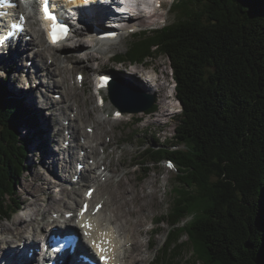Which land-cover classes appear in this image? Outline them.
Segmentation results:
<instances>
[{"label": "trees", "instance_id": "1", "mask_svg": "<svg viewBox=\"0 0 264 264\" xmlns=\"http://www.w3.org/2000/svg\"><path fill=\"white\" fill-rule=\"evenodd\" d=\"M172 10L173 24L136 35L113 57H165L181 106L175 149L142 153L147 167L165 160L178 171L171 209L154 220L169 230L153 264H264V0H177ZM38 110L0 78L2 220L21 209ZM156 110L157 101L146 113Z\"/></svg>", "mask_w": 264, "mask_h": 264}, {"label": "rangeland", "instance_id": "2", "mask_svg": "<svg viewBox=\"0 0 264 264\" xmlns=\"http://www.w3.org/2000/svg\"><path fill=\"white\" fill-rule=\"evenodd\" d=\"M177 0H165V6L162 10V14L159 18H156L154 20H148L146 23L137 21L134 25H129L128 27L132 28H140L142 31L135 34H127L124 35V39L114 45L110 49H106L104 53H99L97 51H94V42L90 40L88 37L87 32L89 29H91L89 26H94V23H86L80 31L84 32V34L79 38H73L70 42H68L69 46L76 47L77 45V39L83 40L84 44L86 45V49L84 51H81L82 49H74L72 52L69 53V55L76 57L81 61L82 68L78 67L79 64H68L67 69L71 73L68 76V81L66 82L65 87H72L74 86L75 90L73 89L71 92L74 94L77 93L79 97H74L71 100V106L77 105V108L79 106H84L85 113L89 112V110H94L93 117H90L88 121H85L82 126L83 132L86 133H92L93 129L88 126H96L95 123H93L92 118L94 119L95 116L97 117H104L109 122L107 123V127L97 129L96 132H98V135L100 137H103V132L105 131L104 137L102 138V141L104 142V145H100L99 142H95L94 145L97 146L99 144V152L101 153V157H106L108 154L111 156L106 158V161L100 162L106 164V167L102 166V172L104 175L109 174L105 170H107V165H113V167L118 168L115 170L114 168V181L116 182L117 177L123 176L126 172H129L128 175L125 176L126 180H132L133 183H136V189L140 190L144 187L145 192L149 194L152 189L151 186L156 185V189L158 192L157 198L152 200L149 204V209L141 214V216L145 217L144 223L142 225H134L133 228H128L127 230L131 231L133 235H135L136 238H139L138 240L141 241V244H143L141 253L136 252L135 254H138L137 257H140L141 255H144L145 262L142 264H153V258H155V255L157 252H160L163 244H165L167 232L169 230V226L167 224L162 225H156L154 223V220L158 217L161 218V216L166 215L172 206V202L174 201V195L172 192V189L176 185V176H177V169L174 165H171L170 163H167L165 160L161 162L160 164L156 165H150L146 166L143 164L142 159V153L145 150L146 147H162L165 149H172L174 144H172L175 141V129H176V123L172 121L173 117L176 114H180L181 106L178 104V99L175 96V86L176 82L172 78L171 75V68L168 63V61L165 59V57H159L153 60H148L143 65H130L129 63L125 64H118L114 59V55L117 54H125L130 45L133 41H135V36H140L144 33L150 32L151 30H156L163 28L164 26H169L175 22V16L173 14L172 5ZM37 21V18L35 15L32 16V19L30 20V28L36 31H41L42 39L44 45H48L46 41V36L44 32L42 31V28L35 24ZM89 25V26H88ZM118 26V25H117ZM140 26V27H139ZM105 27V28H104ZM124 27V26H123ZM100 28V26H99ZM102 29H108L107 25L101 26ZM111 29V28H109ZM84 30V31H83ZM87 30V31H85ZM46 43V44H45ZM76 43V44H75ZM29 48L30 50L25 54V59L21 60L20 55H22L20 49H12L10 51H6V53L0 55V78L6 79L8 86L16 92L20 98L24 99V102L26 105H32L37 104L38 105V129L34 132H31L32 135H34V138L32 139V143L29 147V153L27 157V171L23 175L21 182L18 186V197L21 203V209L18 210L17 213H15L10 219L8 220H2L0 217V225L1 226H9L12 225L21 214H23L24 208H26V205L32 203L31 199L39 200L40 207H44V211H42V215L37 216L35 213V207H31L33 211H31L32 216L28 217L29 221L32 219L40 220L38 222H35L34 227H28V231L26 233V236L28 237L31 232L34 233H42V226L44 222H48L52 219V215L50 213V208L46 207L44 205H47L49 202L53 204L54 208H58L59 211H61L59 216L62 217L64 212H67L68 209L72 206L70 201V197L65 198V204L67 206L64 207V205H61L58 200L60 197L61 192L63 191H71L73 188L75 190L78 189L75 184L72 183V178L67 175V173H64L62 170L61 176L68 177L66 180L67 182H63V179L61 178L60 174L55 173L56 163L55 159L51 157L52 153L60 154L61 152H58L57 149L62 148L64 136L68 134L69 129H64L65 122L59 115L61 108L64 106V104L61 102L62 99H55V96L58 95L57 93H53L52 90L47 89V86H43L41 84L42 80H35L31 78V76L26 77L25 79L30 80V83H34V86L32 89L28 88V85L24 83V78L22 74H28L29 70L30 73L32 71V67L29 66V63L32 61L36 62V59H32L33 55V45H22L20 48ZM49 47V46H47ZM88 47V48H87ZM44 48V49H43ZM44 51L46 50V47L43 46L39 48ZM49 52L50 51H46ZM45 52V53H46ZM85 52V53H84ZM92 52L91 55H87ZM47 53V55L49 54ZM14 54V55H13ZM24 54L22 55L24 57ZM59 56H62L64 52H57L56 53ZM47 55L44 58L45 61H47ZM2 56V57H1ZM90 58H89V57ZM93 56V57H92ZM95 57V58H94ZM5 58V63H1V60ZM42 60V58L40 59ZM53 61L50 60V64H52ZM84 65V66H83ZM27 66V67H26ZM30 67V68H29ZM154 67L159 68V73L164 75L165 81H167V86L162 84L161 92L158 93H149L146 91V88L140 87L137 82L143 81V79L147 78L146 76L142 75V72L145 70H151L153 71ZM8 72V75H7ZM47 73V71H44ZM79 74H83L85 76V81L81 85L77 81V77ZM102 74H107L111 77H114L115 79H118L120 83L118 84V91L119 93H129V92H135L137 94H150L154 96L157 101V110L156 112L149 114L145 113V115H140L132 113L130 109H132L135 106V102L130 99H120V102L122 104V107L126 110L122 113L120 111V108H118L113 102H111L110 98V92L109 90H105L103 92V96L105 103L101 106L98 105L97 96L94 91V85L97 82V77ZM71 75V76H70ZM71 77V78H70ZM136 77V80H135ZM132 79V82H127L128 79ZM43 79V78H42ZM60 80H63V78H59ZM163 79V80H164ZM49 81H52L48 78ZM126 80V81H124ZM34 81V82H33ZM42 86V87H41ZM56 90V88H55ZM76 91V92H75ZM45 96H50L52 98L51 102L54 112L57 114V118L54 119L52 116V113H48V108L42 109L39 104V100L41 99L43 102L45 101ZM44 98V100L42 99ZM49 98V99H51ZM163 103L161 104V102ZM56 102H61V104H57ZM106 104V105H105ZM63 105V106H62ZM44 106V105H42ZM99 106V108H98ZM104 106V107H103ZM162 106V107H160ZM177 106L176 109L172 108ZM112 108V109H111ZM162 108V109H161ZM106 109V110H105ZM120 111L122 113V118L117 119V116L113 115L114 112ZM53 112V113H54ZM67 115L69 117L75 118V114L71 113L70 111ZM163 114L161 117H159V121L155 124H152L149 126L148 120L151 117H155L156 115ZM155 115V116H154ZM149 117V118H148ZM153 121V120H149ZM57 123L55 126L54 124ZM77 124V123H76ZM78 125V124H77ZM116 125V126H115ZM58 131L60 133V136L58 138L52 136V131ZM36 133V134H35ZM31 135V136H32ZM85 140L78 141L77 143H83ZM182 148V147H181ZM107 154H106V153ZM80 155L81 152H79V149L76 151V156ZM58 159V158H57ZM98 159V161H99ZM61 164L62 168L65 169V166H68V163L64 160L61 161L58 159ZM101 163V164H102ZM78 162H74L73 165L76 166ZM64 165V166H63ZM71 169V168H70ZM70 169L69 170L71 171ZM54 171V172H53ZM73 171V169H72ZM44 172H46L49 175V184L52 186V193L51 191L47 190ZM101 175V173H100ZM73 176V174H72ZM100 179H103L105 181L104 176H100ZM116 178V179H115ZM37 180V181H36ZM58 180V182H57ZM156 183V184H155ZM132 186H135V185ZM41 186L43 191L39 192L35 188L37 186ZM31 186V188H30ZM90 187V186H89ZM113 188V187H112ZM63 190L60 192V190ZM85 190H83L84 192ZM101 192V191H100ZM111 193V190L108 191V193ZM104 193V198H108L110 194ZM106 195V197H105ZM69 200V201H68ZM141 204V201L139 202V205ZM70 206V207H69ZM129 208L128 206H124V209L127 210ZM43 219V220H41ZM133 222L136 219L134 216L132 218ZM189 220V219H188ZM187 222V220H185ZM40 222V223H39ZM119 222L118 224H120ZM144 225V226H143ZM160 228L159 234L156 236H153V229ZM138 228V229H137ZM33 230V231H32ZM138 234V235H137ZM4 235V234H3ZM1 236L3 238L4 236ZM9 238V236H7ZM11 239V238H9ZM43 239V236L41 237V240ZM186 238H184L185 240ZM40 240V241H41ZM28 240H23V242L27 243ZM22 242V243H23ZM29 242V241H28ZM21 243V245H22ZM24 244V243H23ZM28 244V243H27ZM41 244V242H40ZM0 245L1 242H0ZM152 245V246H151ZM10 246L12 247V250L18 249V245L16 246L15 243H11ZM31 250L37 251V248H33L32 246L27 247L25 249L26 252H31ZM40 251V250H39ZM143 253V254H142ZM191 250L186 249L184 253V260H190L191 259ZM134 254V255H135ZM140 264V263H137Z\"/></svg>", "mask_w": 264, "mask_h": 264}, {"label": "bare ground", "instance_id": "3", "mask_svg": "<svg viewBox=\"0 0 264 264\" xmlns=\"http://www.w3.org/2000/svg\"><path fill=\"white\" fill-rule=\"evenodd\" d=\"M24 1H30V0H24ZM163 3V8L165 6V0H161ZM32 10H30V16L31 13L33 12L34 9V4H31ZM132 10L134 12H137L134 17L131 19V21L128 22L126 18H123L122 16L118 15L117 13V8L116 6H93L90 9L85 8L83 11H81V17L83 21H87V23H94L96 26H113L115 27H122L124 30L128 28L129 25H134L135 22L140 21L146 23L148 20H154L156 18H159L161 14L163 13L162 10H156L155 13L153 14H147V12H144L138 8V6L132 7ZM32 19V16L30 17ZM118 25V26H117ZM131 25V26H132ZM124 26V27H123ZM140 27V26H139ZM88 37L90 38L91 41L94 42V51H97L99 53H104L106 49L112 48L114 45L119 43L124 39L125 36H123V33L118 34L117 37L112 38L110 40H105V39H99L97 37H93L89 34H91V31H87ZM84 34V32H81L80 30H77L74 34V38H79ZM28 36H32V41L27 43V45H33L32 50L33 55L30 56L32 59H36V67L35 69L37 70V73L35 71L29 70V74L34 81L37 80H42L41 84L43 86H47L49 90H52L53 93L57 94H62L61 99L62 103L64 106L61 108L63 110L60 112V117L65 121L69 122V126L64 129H69L70 133L72 134V138H69L68 136H64L63 143L66 141L70 142V146L68 150H63L62 148L57 149L58 152H61L60 154L57 153H52L51 157L55 159L56 168H55V173L58 175L60 174L64 168H62L60 162L58 159L61 161H65L68 163L70 170L72 169L76 172V167L73 165L74 162H79L80 164H85L86 168L83 170V175L81 176L82 182H80L81 188L87 187V184L90 185L89 189L95 188L96 187V192L94 193V196L92 198V202H96L97 205L99 203H103L105 205L104 209L101 210L99 213H91L86 217L85 221L90 222L91 224V242L94 247L97 245H101L102 249H108V254L107 256L110 257L111 259V264H137V263H144L145 262V257L144 255H141L140 257H137L138 254H135L136 252L141 253L143 244H141V241L138 240L139 238H136L135 235L129 230H127L129 227L133 228L134 225H142L144 223V218L141 216V214L145 213L149 209V204L151 203L152 200L157 198L158 192L156 189V185L151 186L152 191L147 194L145 192L144 187L140 190L136 189V183H133L132 180H126L125 176L129 174V172H126L123 176H119L116 179V182L114 181V171L117 170L118 168L113 167V165H107V170L109 174L104 175V173L101 171L102 166L106 167V164L100 162L101 161H106V158L111 156L108 154L106 157H101V153L99 152V144L104 145V142L102 141V138L104 137L105 131L103 132V137H100L101 134L98 135V132H96L97 129L105 128L107 127V123L109 122L106 120L104 117H97L92 118L93 123L96 124V126H88L91 127V129L94 130V134L91 135V133H84L83 132V124H85V121H88L90 117H93V112L94 110H89V112L83 111L85 110L84 106H79L77 108V105L71 106V99L74 97H79L77 93L71 92L73 89L75 90L74 86L72 87H65L66 82L68 81V76L71 74L68 71V64H79L78 67H81V61L77 59L74 56L69 55L70 52H72L74 49H82L81 51H84L86 49V45L84 44L83 40L77 39V45L76 47L69 46L68 42L71 40L67 41L66 45L63 44L62 46H56V47H51L50 45H44V41L42 39V34L41 31H36L31 28H29V33ZM48 42V41H47ZM75 43V44H76ZM46 44V43H45ZM22 46V44H21ZM45 46L46 50H39V48ZM49 46V47H47ZM88 48V47H87ZM21 50L22 55L24 53H27L30 49L29 48H19ZM44 49V48H43ZM18 50V49H17ZM50 51L46 52V51ZM64 52L62 56L57 55V52ZM46 52V53H45ZM47 53H49L47 55ZM85 53V52H84ZM92 52L87 55H91ZM20 55L21 60L25 59V54L24 57ZM45 55H47V61H45ZM3 56V55H2ZM1 56V57H2ZM89 57V56H88ZM93 57V56H92ZM42 58V60H40ZM90 58V57H89ZM95 58V57H94ZM50 60L53 61L52 64H50ZM6 59L3 58L1 60V63H5ZM84 66V65H83ZM27 67V66H26ZM82 68V67H81ZM153 70L156 72L159 71L158 67H154ZM44 71H47L45 73ZM36 76V77H35ZM71 76V75H70ZM63 78V80H60L59 78ZM43 78V79H42ZM51 79L52 81L48 80ZM71 78V77H70ZM158 79V81H156ZM136 80V77H135ZM25 81H28V79H25ZM33 81V82H34ZM126 81V80H124ZM132 82V79H128L127 82ZM139 83L138 85L142 88H146V91L149 93H158L159 91L161 92L162 89V83H160V77L159 76H154L152 79L148 76L147 78L143 79V81H134ZM42 87V86H41ZM56 88V90H55ZM32 89V88H31ZM76 92V91H75ZM49 98H51L49 96ZM50 104L54 103L51 102L52 98L49 99ZM46 102V101H44ZM61 102H56L58 105L61 104ZM163 101L161 102V104ZM106 105V104H105ZM55 106V105H54ZM41 107V106H40ZM45 107V106H44ZM44 107H41L42 109ZM104 107V106H103ZM162 107V106H160ZM99 108V106H98ZM163 108V107H162ZM161 108V109H162ZM112 109V108H111ZM51 110V109H50ZM106 110V109H105ZM54 112V109L52 110ZM70 111L71 113L75 114V118L69 117L68 112ZM145 115V113L140 114ZM163 114H158L154 115L155 117L149 118L148 124L149 126L152 124H155L156 122L159 121V117H161ZM52 116L54 119H56L58 116L54 112L52 113ZM78 125H77V124ZM57 123L54 124V126ZM116 126V125H115ZM52 136L58 138L60 136V133L58 131L53 130L52 131ZM85 139L84 144H79L77 143V140L81 141ZM99 142L98 146H95V142ZM63 147V145H62ZM79 149V152H86L87 155L85 157L82 156H76V151ZM106 153V152H105ZM107 154V153H106ZM58 158V159H57ZM99 159V161H98ZM91 162H94L92 164ZM102 163V164H101ZM78 165V164H77ZM76 165V166H77ZM64 166V165H63ZM115 168V170H114ZM114 170V171H113ZM69 172V170H67ZM54 172V171H53ZM64 172V171H63ZM77 173V172H76ZM101 173V175H100ZM74 175V174H73ZM100 176H104L106 179L103 181V179H100ZM44 177L46 182L47 190L52 191V186L49 184V175L44 172ZM73 178V176H70ZM63 182H67L66 180L68 179L66 175L63 177ZM37 181V180H36ZM58 182V180H57ZM135 186H132V185ZM156 184V183H155ZM113 187V188H112ZM31 188V186H30ZM37 191L41 192L43 191L42 187L39 185L37 188H35ZM88 190V188H87ZM85 191V193L87 192ZM111 190V193L108 191ZM63 191L62 189L60 192ZM101 191V192H100ZM85 193L82 192V189H77L75 190L74 188L71 190V192L63 191L60 194L58 202L61 205L67 206L65 204V198L70 197V199L73 201L71 203L70 209H68L67 212L63 213L62 219H65V216L67 213L71 212H76L78 208H80L81 211V204H82V199L85 196ZM104 193L105 194H110L108 198H104ZM106 197V195H105ZM32 203L26 205V208H24L23 214H21L17 219H15L14 223L9 226H1L0 225V242L2 245H0V257L2 259V264H15V263H22V264H35L36 262H39V257L43 256L39 255L38 251L35 252L33 259H29L27 255H25L24 250H21L22 245L21 243L23 240H28L27 243H25V248L28 246H32L33 248H38L40 247V242L41 246L44 243L45 237H48L50 234L53 233L54 229L59 230V232H64L65 229H67L64 226H68L71 224L69 221H67L64 224H61L56 219H51L48 222H44L42 226V233H34L31 232L30 235L27 237L26 233L28 231V227H34V223L38 222L40 220H34L32 219L29 221L28 217H31V211L33 207H35V213L37 216L42 215V211H44V207H40L39 205V200L36 199H31ZM141 201V204L139 205V202ZM45 208L48 207L50 208V213H57L61 214L58 208H54L53 204L49 202L47 205H44ZM124 206H128L127 210L124 209ZM32 207V208H31ZM136 217L137 220L134 222L132 221L133 217ZM43 220V219H41ZM73 221V219L71 220ZM121 222L120 224H118ZM40 223V222H39ZM134 224V225H133ZM144 226V225H143ZM134 229V228H133ZM138 229V228H137ZM33 231V230H32ZM138 235V234H137ZM7 236H9V239ZM43 236V239L41 240V237ZM86 237L82 236V244L83 246L81 247L84 252H91L92 254L95 255V253L89 249H86ZM41 240V241H40ZM11 243H15L16 246L18 245V249L12 250L13 246H10ZM24 243V242H23ZM42 248V247H41ZM96 248V247H95ZM76 252L75 255H71V260L73 264H80L77 256H79L80 252ZM144 251V250H143ZM135 254V255H134ZM143 254V253H142ZM48 256V255H46ZM0 259V260H1ZM50 259V258H49ZM46 261V260H45ZM99 261V259H98ZM64 264H70L69 260L65 262ZM85 264V263H81Z\"/></svg>", "mask_w": 264, "mask_h": 264}, {"label": "water", "instance_id": "4", "mask_svg": "<svg viewBox=\"0 0 264 264\" xmlns=\"http://www.w3.org/2000/svg\"><path fill=\"white\" fill-rule=\"evenodd\" d=\"M120 81L118 79H114L112 83L109 85V92H110V100L115 104L118 108H120V111L125 112L126 110L122 107V104L120 102L121 100L130 99L135 102V106L130 109L132 113L139 114L144 113L148 110H151L152 107L155 104V97L151 96L150 94H137L135 92H129V93H119L118 91V84Z\"/></svg>", "mask_w": 264, "mask_h": 264}, {"label": "snow or ice", "instance_id": "5", "mask_svg": "<svg viewBox=\"0 0 264 264\" xmlns=\"http://www.w3.org/2000/svg\"><path fill=\"white\" fill-rule=\"evenodd\" d=\"M45 17L46 19H50L53 21L52 25V32L50 33V36L53 39V43L57 42L58 39L63 38V35L67 33V28L64 25L57 24L56 17L51 15L47 8L45 9ZM59 33V35H57ZM119 115V114H117Z\"/></svg>", "mask_w": 264, "mask_h": 264}]
</instances>
